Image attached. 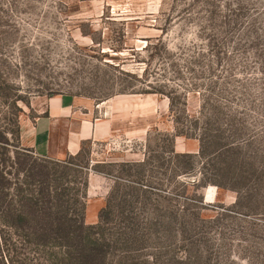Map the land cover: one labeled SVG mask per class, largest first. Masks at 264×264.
<instances>
[{
  "label": "rangeland",
  "instance_id": "obj_1",
  "mask_svg": "<svg viewBox=\"0 0 264 264\" xmlns=\"http://www.w3.org/2000/svg\"><path fill=\"white\" fill-rule=\"evenodd\" d=\"M131 82L134 91L122 94ZM147 85L176 98L188 118L203 108L219 143L236 146L218 161L210 154L223 168L232 162L221 182L234 189L191 183L198 170L173 175L163 134L176 121L165 95L138 93ZM60 95L76 102L51 125L40 157L34 126ZM87 124L94 137L84 139ZM0 130L8 165L14 148L24 149L25 176L38 159L62 161L83 148L85 223H97L112 192L116 236L122 196V214L139 219L137 244L121 254L128 263L264 264V0H0ZM37 137L43 151L45 136ZM173 146L199 150L184 136ZM146 157L142 175L120 167ZM145 219L155 220L150 228Z\"/></svg>",
  "mask_w": 264,
  "mask_h": 264
},
{
  "label": "trees",
  "instance_id": "obj_2",
  "mask_svg": "<svg viewBox=\"0 0 264 264\" xmlns=\"http://www.w3.org/2000/svg\"><path fill=\"white\" fill-rule=\"evenodd\" d=\"M147 87L138 93L165 95L169 100V111L176 121L173 131L163 134L169 146L168 153L174 158L173 175L176 178H181L182 175L190 177L198 170L201 177H193L190 179L191 183L234 189L231 186L225 187L221 182L225 178L223 173L232 166V162H226L223 164L226 168H223L219 162L217 164L212 162L210 154H213L214 159L218 161L224 153L236 151V146L233 143L223 145L219 143L220 138L215 135L218 130L211 129L203 108L197 117L188 118L185 116L184 108L176 105L177 100L171 94L163 93L150 85ZM133 88L131 82L120 92L122 94L133 92ZM205 105L207 106L205 103L203 107ZM212 108L223 115L219 106ZM43 116H47V113ZM182 118L188 121L187 124L181 120ZM5 135V132L0 130V264H15V262L16 264H135L128 263L125 256H121L122 253L130 252L133 244H137L139 227L137 217L122 214L126 206L123 196L118 202V209L121 212L120 221L124 225L118 234L122 237H117L115 231L118 229L112 227L117 219L113 221L110 212L111 199L115 198L113 192L109 195L106 206L100 210L97 223L87 225L84 221V194L87 186L84 170L89 169V163L85 162L84 165L77 163L83 152L82 147L75 154H68V157L62 161L49 159L34 161L25 176L22 175L25 170L24 163L18 160L17 156L18 152L24 149L18 146L14 148V152L12 151L14 156L11 164L16 165L15 174L10 171L14 167L8 165V159L4 158L10 154L7 150L9 141ZM176 136L197 139L198 152L176 153L173 146ZM148 163L149 158L146 157L139 163H121L120 167L127 176L131 170L129 167H136L137 175H142ZM158 164L162 169L165 161H160ZM211 164L212 173L209 177L205 170L206 165ZM12 174L19 183H12ZM128 187L135 189L128 185L124 186L125 189ZM143 187L145 190L148 188L147 185ZM118 188H120L119 184ZM153 221L155 220H143L145 229L150 228ZM15 235L21 244L18 242L15 244L16 240L12 238ZM15 255H20L17 261L14 260Z\"/></svg>",
  "mask_w": 264,
  "mask_h": 264
},
{
  "label": "crops",
  "instance_id": "obj_3",
  "mask_svg": "<svg viewBox=\"0 0 264 264\" xmlns=\"http://www.w3.org/2000/svg\"><path fill=\"white\" fill-rule=\"evenodd\" d=\"M56 97V96H53ZM57 100V99H56ZM54 102V101H53ZM75 102L73 99L60 95L59 100L54 105H51V102L49 100L47 105V110L45 113H47V116H40L34 126V142H33V148L35 149V152L40 157H45L48 155V138H49V132L50 127L53 124L54 121L57 119H60L61 117H67L71 113L72 106L75 105ZM54 106V107H53ZM92 124H87L86 131L82 134V138L87 139L94 137V132L92 130ZM38 134L41 136H45L46 144L45 148L42 150L37 149V140H38ZM77 152V149L75 151H69V154H75Z\"/></svg>",
  "mask_w": 264,
  "mask_h": 264
}]
</instances>
